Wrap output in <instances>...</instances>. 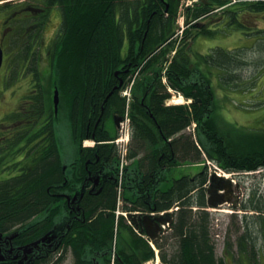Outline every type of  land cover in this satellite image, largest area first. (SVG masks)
Wrapping results in <instances>:
<instances>
[{
    "label": "trees",
    "instance_id": "1",
    "mask_svg": "<svg viewBox=\"0 0 264 264\" xmlns=\"http://www.w3.org/2000/svg\"><path fill=\"white\" fill-rule=\"evenodd\" d=\"M163 1L25 0L1 4L0 21L12 27L8 39L15 37L19 47L28 45L18 69L12 74L18 78L19 71L24 70L37 85L32 91L35 96L21 99L30 103L26 105L30 112L20 115L33 120L14 131L0 146V234L16 230L13 241L15 246L25 245L24 264H62L68 253L73 264H112L113 248V264H145L153 260L155 253L141 236L146 235V231L139 217L130 215L129 224L122 216L118 217L113 246L117 170L103 181L102 190L78 191L81 200L74 204L77 206L74 217L58 205L54 196L63 176L56 139L53 87L59 90V108L67 117L70 131L73 133L77 128L84 132L89 123L91 133L96 121L99 118L102 121L107 113L123 114L125 100L119 93L136 72L141 78L135 79L130 111L136 142L130 151L133 162L123 183L122 209L128 213L158 214L178 208L161 217L171 221L170 232L161 244L155 235L147 234L155 242L153 245L162 264H226L215 257L211 218L204 210L208 205L206 168L202 167L195 175L173 180L166 189L161 185L169 181L167 173L171 168L183 162L201 163L203 155L227 172L264 167L261 163L264 131L239 129L223 121L211 88L212 70L220 71L217 76L221 80L220 74L237 70L242 61L220 48L207 55L190 53L191 42L197 36H212L216 31L202 23L213 16H218V23L223 27H242L251 34L255 30L246 29L241 16L263 13L264 0H238L239 9L231 7V0H196L192 7L184 10V29L180 35L179 0ZM53 10L61 13V28L46 46L49 72L38 76L42 29ZM13 49L5 62V79L13 66L11 60L16 52ZM163 71L165 85L161 83ZM234 77L223 79L230 81ZM119 78L123 79V84L114 89ZM5 79L2 82L6 89ZM168 88L191 99L192 103L164 106L170 98ZM10 120L6 118L2 122ZM193 122L195 137L181 134ZM95 134L97 142L113 139L99 133V128L95 129ZM169 139L171 141L167 142ZM76 148L80 149L79 142ZM144 149L147 154L136 161ZM99 153L106 155L111 164L116 161L113 145H100ZM80 157L77 150L73 171L65 175L66 178L73 176V185L77 183L75 189L82 183L78 172L79 176L84 173L86 159ZM242 208L261 213L262 200L253 193ZM65 216L68 227L63 226L53 235L52 228L62 225ZM247 222L237 246L239 253L247 251L254 258L252 232L255 231L251 228L264 229V220L258 217L251 224ZM165 246L171 247V254L162 252ZM226 246L231 249L229 241ZM6 264L21 263L18 260Z\"/></svg>",
    "mask_w": 264,
    "mask_h": 264
},
{
    "label": "rangeland",
    "instance_id": "2",
    "mask_svg": "<svg viewBox=\"0 0 264 264\" xmlns=\"http://www.w3.org/2000/svg\"><path fill=\"white\" fill-rule=\"evenodd\" d=\"M23 1L25 0H20L14 3H21ZM230 2H232L231 7L236 6L238 9L241 7L237 6L238 0H231ZM192 3L193 1L191 0H179L180 9L182 10L186 7H192L194 5ZM1 4L2 2L0 1V6ZM247 4L251 3L247 2ZM246 6L244 8H247ZM213 17L214 18H211L212 20H203L202 23L205 24L207 28L215 29L216 31L212 36H197L194 41L191 42L190 53L192 55H206L207 53L214 52L210 50H217V48H220L231 52V54L242 61L237 70L229 71L235 76L230 81L226 80L225 78L223 79V75L221 74L219 76L221 80H218L217 75L220 73V71H211L212 87L215 92V100L219 106L218 115L221 119H223V121L230 123L239 129L258 130L261 128V123H257V119H259V117L264 118V12L257 16L248 14L241 16L240 21L242 25L246 26V29L252 28L255 30V33L250 35L246 33L250 31L242 30V27H223L222 24L219 25L218 23V16ZM48 18L47 25L42 29L43 37L40 40L42 56L40 59L41 71L36 72L38 76L40 74H47L49 72L47 59L48 56L44 53L43 47L44 45L48 46V44L52 42V39L62 22L61 13L58 10L50 11ZM177 23H179V18ZM178 25H181V23ZM218 25L219 27H217ZM256 32H260L259 35ZM14 38L10 40L11 46L8 44L7 40L4 42V47L6 50L4 52V62L2 67H0V118L5 116L10 111L13 112L16 110L20 113H23L24 110L20 104V102H22V100H20L21 97H27V95L28 97H30V95L35 96V93L32 91H34V87L37 86L35 83H32V77L30 74L24 70L19 71L20 75L18 78H16L17 76L15 74H12L18 69V62L20 59H23V56L25 55V47L28 46L27 44H21L19 47L17 44L18 42ZM11 49L16 51L15 54L17 58H15L14 54V61L13 59L11 60L13 66L11 67L9 75L6 76V80L4 78V69L6 65L4 64L6 62L5 58L7 57L6 59L8 61V59L11 57ZM125 49L126 44L123 47V53ZM12 64L9 63V67ZM133 77L134 74L132 75V79ZM137 77L140 76L137 75ZM4 79L7 81L6 84L8 85V88L6 89H3L2 81ZM29 91L31 92L29 93ZM126 94L128 95L129 92L127 91ZM171 99H180V97L172 93ZM185 103L188 102L183 98L180 105ZM247 117L251 119L249 120L250 123L246 122ZM56 131L59 134V138L61 139V155L64 161L67 162L71 160V156L73 155L74 151L68 123L63 120L61 126H56ZM186 132L190 133L189 130ZM89 143L91 144V142ZM207 167L208 172L213 171L211 166ZM198 172L199 169H193L192 167L188 166L172 169L167 173L169 181L163 183L161 188H168L172 184V180L179 179L183 175H195ZM259 176L261 177L258 180ZM256 179L261 184V187L264 188V171L260 175H252L246 179H239L238 181H235L239 185L238 188H240V192L243 194L244 198L245 196L250 195V192L254 187L253 185H255ZM238 182H240V184ZM211 198L212 202L215 201L216 203L215 198ZM231 198H233V196H231ZM217 204L219 205V203ZM262 204L264 212V198L262 200ZM230 205L223 203V207H220L219 209L216 207V209L210 208L208 210L211 214L210 235L214 246V254L216 259H222L226 262V264H264V229L261 231L260 227L251 228L252 231H255L252 232V239L255 240L254 249L256 252L254 258H252V255H250L247 251L239 253L237 240L243 232V228L241 227V216L243 212H241L242 210L237 211L238 213L236 215L235 223L231 224V216L233 215H230L231 213L229 212H233V208ZM218 210L220 211L218 212ZM234 210L236 211V209ZM263 214L261 217L264 220ZM248 216L251 218L253 217V219L248 217L247 223L251 224V222H255V213L250 215L248 214ZM243 225H245V222ZM255 225L257 226V224ZM56 230L57 228L54 229V231ZM169 232L170 231H168L167 234H169ZM1 240L2 238L0 241ZM226 241L230 242L231 249H227ZM171 251V247L167 248L165 246L162 248V252L171 254ZM62 264H73V259L70 253L67 254V257H65ZM159 264H161L160 260Z\"/></svg>",
    "mask_w": 264,
    "mask_h": 264
},
{
    "label": "flooded vegetation",
    "instance_id": "3",
    "mask_svg": "<svg viewBox=\"0 0 264 264\" xmlns=\"http://www.w3.org/2000/svg\"><path fill=\"white\" fill-rule=\"evenodd\" d=\"M11 31H12L11 26L7 25V23H5L4 21H0V44L3 45V50H5L4 49V42L7 40L9 43V41H10V39H8V33ZM11 34H12V32H11ZM41 36H42V34H41ZM44 47H43L44 48L43 51L46 54V45H44ZM119 81H120V83L118 84V86H116L117 88H119L123 84L122 78H119ZM168 89H167L168 93H170V90L173 93H176L172 89H170V90H168ZM182 98L170 100L169 102H167L168 104H166V107L180 104L182 101ZM20 104L24 110L23 113H20L16 110L13 112L10 111L5 116L0 118V146L3 145V142L5 140H7L8 137L10 135H12L14 131L21 130L24 125L30 124V122L33 120L30 117H22L20 115V114H28L30 112L26 108V105H29L30 103L29 102H20ZM171 104H173V105H171ZM130 111H131V108H130ZM102 112H103V110H102ZM56 117H57L56 125L61 126L64 119H63V112L59 107H58V110L56 113ZM6 118H10L11 120L4 124V122H2V121L5 120ZM122 119H123L122 114L107 113L105 118L102 121L100 118L96 121V123L94 125L95 127H93V130L91 133L89 132V123L87 124L84 132H79L77 130V128L73 133L70 131V136H71L74 151H73V155L71 156V160H69L67 162L64 161V159L62 160L63 157L61 155V146H60L61 139L59 138V134H58V136H56L57 137L56 139H57L58 155H59L60 161H61V174L63 177H62L60 183L55 188L54 196L58 200L57 201L58 205L60 207H62L64 210L66 209L68 211V213L70 214V216H73V217L76 216L77 206L74 204H77L78 201L81 200V197H79V195H78L79 194L78 191L83 190V193L85 191L92 193L96 188H98L99 190H102L104 187L103 181H105L107 178H111L114 171H116V166H117L116 161L113 164H111L110 161H108L109 158L106 155H104L103 153H99V146L102 144H109V141L97 142L95 139L96 138L95 129L99 128V133H102V135L106 136L107 138H115L116 139L119 136V132L127 134L129 137L128 138L129 142L127 145L128 147H125V154H126V159H127L126 166L133 160L130 158V151L133 150V148L135 147V142H136L135 138H134V135H135V133H134L135 128L134 127H135V125L132 124V120L130 119L128 126L126 125L125 128H120V123H121ZM249 120H251V119H249V117H247L246 122L250 123ZM257 120H258L257 123H261V128L258 130L264 131V118L259 117V119H257ZM74 125H73V127H74ZM248 130H250V129H248ZM252 131H255V130H252ZM184 134H188V133L186 131H184ZM78 142L80 145V149L75 148V147H78ZM89 142H91V144ZM89 149H93L94 151H90ZM77 150L80 152V155H81L80 158L83 157L86 160L84 163L83 175L79 176L80 172H78V177L82 178V180H81L82 183H81V185H79L78 189H75L74 185H76L77 183L74 182V185H73V180H74L73 176L71 175L69 178H66L65 175L67 173H70L73 171L72 168L74 166L73 164L75 163ZM146 154H147V149L140 151V153L135 158L136 161L140 160ZM261 163H264V160ZM63 164H65V165H63ZM263 169H264V167H263ZM127 171H128L127 169H124V171H123V174H122L123 183H125ZM97 178H98V180H97ZM238 187H239V185L234 189V191H232L230 193L231 196H233V198H231L230 194H224V197L230 198V200L233 203V206H235V207L241 206V203L239 201L240 188H238ZM62 220H64L65 222L64 223L62 222V225L59 226L60 230H62L63 226L68 227V225L66 224V220H68V217L65 216V219H62ZM13 243H14V241H13ZM13 246H15V245H13ZM15 247L18 248L19 246H15ZM0 250H1L2 255H3V259L0 261V264H2V263L6 264L7 262H17L22 255L21 251H19V252L15 251L14 252V248L11 247V243L8 241H4V240H3L2 244L0 245ZM16 254H17V256H15Z\"/></svg>",
    "mask_w": 264,
    "mask_h": 264
},
{
    "label": "water",
    "instance_id": "4",
    "mask_svg": "<svg viewBox=\"0 0 264 264\" xmlns=\"http://www.w3.org/2000/svg\"><path fill=\"white\" fill-rule=\"evenodd\" d=\"M1 61H2V51H1V49H0V65H1ZM58 93H57V91L55 90V92H54V97H53V102H54V108H55V111H56V108H57V103H58ZM221 182H224V185L226 186L225 188H227V184H228V182H225V181H223L222 179H220V178H217L215 175H212L211 177H210V189H211V191H215L216 189H218L219 188V185L218 184H220ZM142 221H143V223L146 225V227H147V229H149L150 228V226H151V223H152V220H151V218L150 217H148V216H144L143 217V219H142ZM0 259H2V258H0Z\"/></svg>",
    "mask_w": 264,
    "mask_h": 264
},
{
    "label": "bare ground",
    "instance_id": "5",
    "mask_svg": "<svg viewBox=\"0 0 264 264\" xmlns=\"http://www.w3.org/2000/svg\"><path fill=\"white\" fill-rule=\"evenodd\" d=\"M116 75H117V73H116ZM116 89V88H115ZM127 91L129 92V94L127 95L126 93H127ZM131 94V90H126L125 91V95L126 96H129ZM180 98H182L181 96H179ZM183 99V98H182ZM178 105H180V104H178ZM184 105V104H183ZM173 106H175V105H173ZM177 106V105H176ZM189 134V133H188ZM168 231H170V228L168 229ZM150 246L153 248V250H154V253H155V255H157L158 253V250L154 247V245L153 244H150ZM113 264V263H112Z\"/></svg>",
    "mask_w": 264,
    "mask_h": 264
},
{
    "label": "crops",
    "instance_id": "6",
    "mask_svg": "<svg viewBox=\"0 0 264 264\" xmlns=\"http://www.w3.org/2000/svg\"><path fill=\"white\" fill-rule=\"evenodd\" d=\"M182 167H184V166H182ZM185 167H186V165H185ZM188 167H192L193 169H198L199 167L198 166H195V165H188Z\"/></svg>",
    "mask_w": 264,
    "mask_h": 264
}]
</instances>
